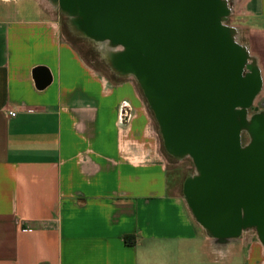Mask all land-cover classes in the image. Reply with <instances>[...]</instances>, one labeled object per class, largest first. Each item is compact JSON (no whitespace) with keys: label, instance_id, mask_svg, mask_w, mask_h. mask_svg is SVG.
Returning <instances> with one entry per match:
<instances>
[{"label":"crops","instance_id":"obj_1","mask_svg":"<svg viewBox=\"0 0 264 264\" xmlns=\"http://www.w3.org/2000/svg\"><path fill=\"white\" fill-rule=\"evenodd\" d=\"M48 1L0 0V264H264L254 228L196 224L137 86L93 70ZM238 8L264 58V0Z\"/></svg>","mask_w":264,"mask_h":264},{"label":"water","instance_id":"obj_2","mask_svg":"<svg viewBox=\"0 0 264 264\" xmlns=\"http://www.w3.org/2000/svg\"><path fill=\"white\" fill-rule=\"evenodd\" d=\"M59 2L122 47L114 67L140 84L167 152L194 164L183 195L195 221L221 242L254 228L264 244V113L248 117L263 80L224 26V0Z\"/></svg>","mask_w":264,"mask_h":264},{"label":"rangeland","instance_id":"obj_3","mask_svg":"<svg viewBox=\"0 0 264 264\" xmlns=\"http://www.w3.org/2000/svg\"><path fill=\"white\" fill-rule=\"evenodd\" d=\"M241 1L242 0H224L229 10V16L223 20V23L224 26L230 29L232 37L236 43L247 52V63L257 68L263 80V87L258 94L253 107L248 111V117L251 119L254 115L264 113V58L263 52L260 48L261 45L251 38V36L254 35L251 30V24L245 21L244 16L239 12L238 3ZM48 2L53 4V11L51 13L58 20L63 37L73 46L82 59L93 70L113 83L120 82L124 79H130L133 83H135L142 95L141 86L135 77L120 75L121 72L113 65L114 61L112 60L120 52L119 48L122 49L121 46H110L107 42L90 38L79 25L78 19L71 15L69 10L65 9L60 4L59 0H49ZM114 60L116 61V59ZM248 72L249 71L246 69L245 73ZM142 98L147 107L153 131L158 138L161 153L167 161V167L169 169V186L171 189H174L176 194H183V185L185 180L197 173L194 164L187 156L177 158L167 152L164 146L163 138L160 134L155 114L149 107V103L144 95H142ZM249 141L250 138L248 134L244 133L242 135L243 145L247 144ZM196 224L200 226L197 222ZM205 232L208 233L206 230Z\"/></svg>","mask_w":264,"mask_h":264},{"label":"built area","instance_id":"obj_4","mask_svg":"<svg viewBox=\"0 0 264 264\" xmlns=\"http://www.w3.org/2000/svg\"><path fill=\"white\" fill-rule=\"evenodd\" d=\"M11 117H14L16 114L14 112H9L8 113Z\"/></svg>","mask_w":264,"mask_h":264}]
</instances>
